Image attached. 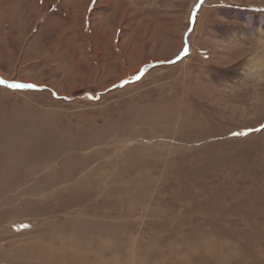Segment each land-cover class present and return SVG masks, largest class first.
Listing matches in <instances>:
<instances>
[{
    "label": "rangeland",
    "instance_id": "rangeland-1",
    "mask_svg": "<svg viewBox=\"0 0 264 264\" xmlns=\"http://www.w3.org/2000/svg\"><path fill=\"white\" fill-rule=\"evenodd\" d=\"M0 81V264H264V0H0Z\"/></svg>",
    "mask_w": 264,
    "mask_h": 264
},
{
    "label": "snow or ice",
    "instance_id": "snow-or-ice-1",
    "mask_svg": "<svg viewBox=\"0 0 264 264\" xmlns=\"http://www.w3.org/2000/svg\"><path fill=\"white\" fill-rule=\"evenodd\" d=\"M0 83H4V81H0ZM12 88H18V89H23V88H36V85H30V84H19V83H14L9 85Z\"/></svg>",
    "mask_w": 264,
    "mask_h": 264
},
{
    "label": "water",
    "instance_id": "water-1",
    "mask_svg": "<svg viewBox=\"0 0 264 264\" xmlns=\"http://www.w3.org/2000/svg\"><path fill=\"white\" fill-rule=\"evenodd\" d=\"M192 21H194V19H193ZM142 74H143V70H142V72H141V75H142ZM141 75H140V76H141ZM139 78H140V77H139ZM139 78H138V79H139Z\"/></svg>",
    "mask_w": 264,
    "mask_h": 264
},
{
    "label": "bare ground",
    "instance_id": "bare-ground-1",
    "mask_svg": "<svg viewBox=\"0 0 264 264\" xmlns=\"http://www.w3.org/2000/svg\"><path fill=\"white\" fill-rule=\"evenodd\" d=\"M258 67V66H257ZM94 178V177H93ZM79 186V185H78ZM104 186V185H103ZM105 210V209H104Z\"/></svg>",
    "mask_w": 264,
    "mask_h": 264
}]
</instances>
